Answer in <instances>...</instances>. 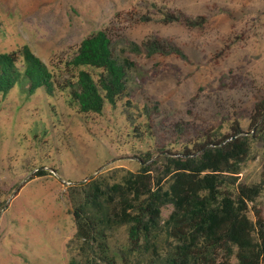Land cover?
<instances>
[{"label":"rangeland","instance_id":"1","mask_svg":"<svg viewBox=\"0 0 264 264\" xmlns=\"http://www.w3.org/2000/svg\"><path fill=\"white\" fill-rule=\"evenodd\" d=\"M164 13L206 24H164ZM102 30L118 51L159 39L186 57L125 52L136 65L130 98L107 103L101 114L80 113L69 90L29 95L24 83L0 93V264L78 258L68 188L121 182L148 155L161 176L166 157L217 137H250L233 189L264 179V121L252 119L264 103V0H0V54L28 46L60 84L77 74L67 63L80 43ZM85 70L98 80L100 70ZM39 170L49 174L34 178ZM250 207L254 222L264 220V192ZM128 238L126 226L113 231L111 251L127 248ZM128 264L144 261L134 256Z\"/></svg>","mask_w":264,"mask_h":264},{"label":"trees","instance_id":"2","mask_svg":"<svg viewBox=\"0 0 264 264\" xmlns=\"http://www.w3.org/2000/svg\"><path fill=\"white\" fill-rule=\"evenodd\" d=\"M161 22L191 29L206 24L204 18L193 21L167 13ZM125 52H145L150 58L186 57L182 49L159 39L142 45L129 42L126 49L118 51L102 30L80 43L67 63L77 74L63 84L30 47L1 53L0 93L7 96L24 83L29 95L44 89L54 97L69 90L80 113L101 114L107 103L116 106L130 98L129 80L136 65ZM86 68L100 70L98 80ZM146 112L150 116L148 107ZM252 119L264 121V103L256 106ZM249 150L250 137L229 141L226 135L206 141L195 151L187 148L182 154L166 157L161 176L147 165L152 159L148 155L140 170L127 173L121 182L110 185L91 179L69 187L75 225L72 241L79 250L78 258L69 264H119L120 260L128 264L134 256L144 264H264V220L254 222L249 216L250 204L264 192V179L233 189ZM48 174L39 170L34 178ZM169 207L172 212L163 219ZM124 226L128 227L127 248L111 251L110 234Z\"/></svg>","mask_w":264,"mask_h":264}]
</instances>
